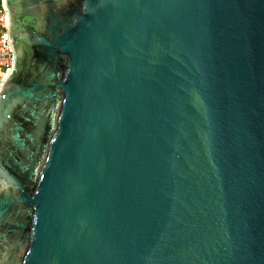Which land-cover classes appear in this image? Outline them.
<instances>
[{
	"label": "water",
	"instance_id": "obj_1",
	"mask_svg": "<svg viewBox=\"0 0 264 264\" xmlns=\"http://www.w3.org/2000/svg\"><path fill=\"white\" fill-rule=\"evenodd\" d=\"M0 264H264V0H3Z\"/></svg>",
	"mask_w": 264,
	"mask_h": 264
},
{
	"label": "built area",
	"instance_id": "obj_2",
	"mask_svg": "<svg viewBox=\"0 0 264 264\" xmlns=\"http://www.w3.org/2000/svg\"><path fill=\"white\" fill-rule=\"evenodd\" d=\"M6 13L3 0H0V87L15 63V54L9 45L8 31L5 25Z\"/></svg>",
	"mask_w": 264,
	"mask_h": 264
}]
</instances>
